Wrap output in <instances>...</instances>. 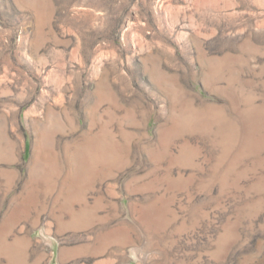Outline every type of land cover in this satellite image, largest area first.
Masks as SVG:
<instances>
[{"label": "rangeland", "instance_id": "rangeland-1", "mask_svg": "<svg viewBox=\"0 0 264 264\" xmlns=\"http://www.w3.org/2000/svg\"><path fill=\"white\" fill-rule=\"evenodd\" d=\"M0 264H264V0H0Z\"/></svg>", "mask_w": 264, "mask_h": 264}]
</instances>
